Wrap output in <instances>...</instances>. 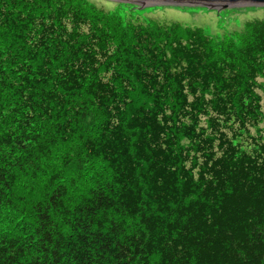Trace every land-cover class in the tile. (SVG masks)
I'll return each instance as SVG.
<instances>
[{"label":"trees","instance_id":"obj_1","mask_svg":"<svg viewBox=\"0 0 264 264\" xmlns=\"http://www.w3.org/2000/svg\"><path fill=\"white\" fill-rule=\"evenodd\" d=\"M263 104L264 18L0 0V264H264Z\"/></svg>","mask_w":264,"mask_h":264},{"label":"rangeland","instance_id":"obj_2","mask_svg":"<svg viewBox=\"0 0 264 264\" xmlns=\"http://www.w3.org/2000/svg\"><path fill=\"white\" fill-rule=\"evenodd\" d=\"M90 2L106 11L119 12L126 18L132 17L135 21L153 19L161 23L198 27L213 38H223L239 32L246 21L264 18V7L255 6L208 9L195 5L154 4L142 7L108 0ZM262 111L264 113V104Z\"/></svg>","mask_w":264,"mask_h":264},{"label":"water","instance_id":"obj_3","mask_svg":"<svg viewBox=\"0 0 264 264\" xmlns=\"http://www.w3.org/2000/svg\"><path fill=\"white\" fill-rule=\"evenodd\" d=\"M116 3H126L135 6L154 4L195 5L208 9L233 8L244 6L264 7V0H108Z\"/></svg>","mask_w":264,"mask_h":264}]
</instances>
